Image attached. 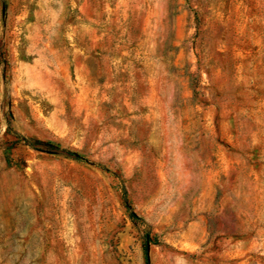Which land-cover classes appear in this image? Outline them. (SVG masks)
I'll return each instance as SVG.
<instances>
[{
	"label": "rangeland",
	"instance_id": "obj_1",
	"mask_svg": "<svg viewBox=\"0 0 264 264\" xmlns=\"http://www.w3.org/2000/svg\"><path fill=\"white\" fill-rule=\"evenodd\" d=\"M0 264H264V0H0Z\"/></svg>",
	"mask_w": 264,
	"mask_h": 264
}]
</instances>
